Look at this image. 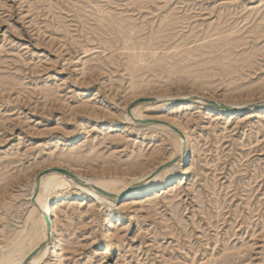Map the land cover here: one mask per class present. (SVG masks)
<instances>
[{
	"label": "rangeland",
	"instance_id": "374dc122",
	"mask_svg": "<svg viewBox=\"0 0 264 264\" xmlns=\"http://www.w3.org/2000/svg\"><path fill=\"white\" fill-rule=\"evenodd\" d=\"M221 37L237 44L192 56ZM132 93L262 100L264 0H0V255L29 231L43 169L96 178L133 151L171 154L167 134L124 121ZM163 114L191 134L193 175L137 204L135 220L115 227L111 255L100 238L104 207L58 203L65 264H219L227 254L264 264V115L232 120L196 106ZM113 120L127 132L116 123L107 138Z\"/></svg>",
	"mask_w": 264,
	"mask_h": 264
},
{
	"label": "bare ground",
	"instance_id": "6f19581e",
	"mask_svg": "<svg viewBox=\"0 0 264 264\" xmlns=\"http://www.w3.org/2000/svg\"><path fill=\"white\" fill-rule=\"evenodd\" d=\"M216 28L221 30L220 27ZM227 39V37H221L207 44L205 42L207 39L201 40L205 43L197 46L192 56L196 57L199 54L202 57V55H205V51L213 52L218 48L237 44ZM216 61H218L217 58L213 62ZM129 96L126 98L123 109V118L125 119L123 120L133 126H146L149 130L167 134L168 137L173 139L171 154L165 160L157 161L159 158H157L156 153L144 155L141 151H133L131 156L128 153V157L131 159L127 161H121V158H117L115 163L106 162L101 166V169L99 168L101 175L96 178L85 176L71 169L72 167H61V165L43 169L32 182L29 198L32 205L27 218L30 225L29 231L24 236L18 235L12 240V245L0 255V264H24L26 261H28V264H65L66 257L62 247V235L57 228V221L54 217L57 204H65L72 199L81 202L88 200L92 205L94 203L98 207H104L105 217L100 230L101 241L106 243L104 255H111L117 251V243L121 241V237L118 234L119 229H115V227L125 218L128 221L135 220L139 212L137 204H141L143 200L149 199L155 194L177 187L183 180H188L193 175L194 168L191 166V158L195 150L191 146V134L179 120L163 113L187 106H196L198 109L205 108L212 117L221 115L222 117H230L232 120L245 115L250 118H261L264 115V98L250 103H227L219 102L214 97H207L199 93L157 97H146L140 93H132ZM148 98H155L154 103L141 102L131 109L130 114H128L132 104ZM188 100L194 102L186 103ZM211 103H215L219 107H214ZM146 109L161 111L162 115L154 116L151 113H145L144 110ZM151 121L157 123L150 124ZM116 123L119 130H126L116 120H113L107 138L110 132H113ZM172 127L177 128L181 134L174 132ZM125 134L122 133L113 140L122 142L125 140ZM151 162L155 163L150 166ZM57 169L71 172L81 180L82 184L76 183L66 175L55 171L49 174L46 173L49 170ZM93 169L96 170V167ZM138 170L139 173H135ZM159 170L161 171L159 172ZM116 172L127 173L131 176L125 181L116 180L111 177ZM36 190H38V193L35 196ZM100 190L106 192L107 195L102 194ZM122 195H125V197L121 198ZM124 214L128 215L125 216ZM46 216L50 219V225L46 220ZM48 230L49 236L47 234ZM35 253L36 255L32 256ZM231 256L229 254L223 255L219 264H233L234 260L231 259Z\"/></svg>",
	"mask_w": 264,
	"mask_h": 264
},
{
	"label": "water",
	"instance_id": "95a60500",
	"mask_svg": "<svg viewBox=\"0 0 264 264\" xmlns=\"http://www.w3.org/2000/svg\"><path fill=\"white\" fill-rule=\"evenodd\" d=\"M144 100H140V101H137V102H135L134 104H132V106H131V108L128 110V114H130V111H131V109H133L135 106H137L139 103H141V102H143ZM148 102H154L155 101V99H153V98H150L149 100H147ZM192 102H194L193 100H188L186 103H192ZM211 105L212 106H214V107H219L217 104H215V103H211ZM153 123H157V122H154V121H151L150 122V124H153ZM159 123V122H158ZM145 124H147V123H145ZM172 130L174 131V132H177V133H179V134H181V132H179V130L177 129V128H174V127H172ZM57 172V173H61V174H64V175H66L67 177H69V178H71L73 181H75L76 183H79V184H82V182H81V180L77 177V176H75L74 174H72L71 172H69V171H67V170H64V169H57V170H49V171H47L46 173L47 174H49V173H51V172ZM161 170H159V172H160ZM100 192L102 193V194H104V195H107V193L106 192H104L103 190H100ZM37 193H38V190H36V192H35V196L37 195ZM125 197V195H122L121 196V198H124ZM46 220H47V222L49 223V225H50V219L46 216ZM47 234H48V236H49V230L47 231ZM34 255H36V253L35 254H33L32 256H34ZM31 256V257H32ZM24 264H28V261H26Z\"/></svg>",
	"mask_w": 264,
	"mask_h": 264
}]
</instances>
